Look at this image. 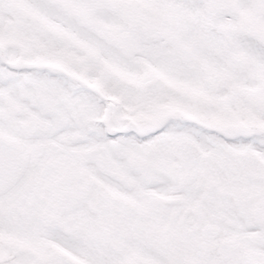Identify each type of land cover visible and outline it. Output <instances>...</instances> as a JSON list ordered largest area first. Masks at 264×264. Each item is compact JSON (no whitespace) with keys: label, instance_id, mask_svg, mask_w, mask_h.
<instances>
[{"label":"snow or ice","instance_id":"6c2138e0","mask_svg":"<svg viewBox=\"0 0 264 264\" xmlns=\"http://www.w3.org/2000/svg\"><path fill=\"white\" fill-rule=\"evenodd\" d=\"M0 264H264V0H0Z\"/></svg>","mask_w":264,"mask_h":264}]
</instances>
